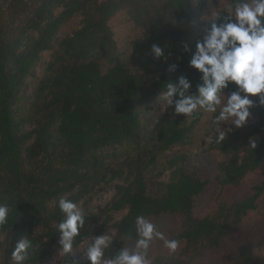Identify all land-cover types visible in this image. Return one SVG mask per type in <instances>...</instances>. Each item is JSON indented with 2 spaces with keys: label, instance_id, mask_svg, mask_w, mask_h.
Returning a JSON list of instances; mask_svg holds the SVG:
<instances>
[{
  "label": "trees",
  "instance_id": "obj_1",
  "mask_svg": "<svg viewBox=\"0 0 264 264\" xmlns=\"http://www.w3.org/2000/svg\"><path fill=\"white\" fill-rule=\"evenodd\" d=\"M232 0H0V264L30 240L24 264L59 255L57 198L82 208L85 225L64 264H90L74 252L110 230L109 258L135 243V217L168 239L148 249L151 264H204L234 230L260 219L257 237L221 264H264V106L217 143L202 109L174 115L159 102L164 85L184 75L202 16ZM227 13H222L226 15ZM69 29L66 30V27ZM157 44L165 55L153 59ZM178 65L168 72L170 64ZM234 82L224 91L235 90ZM257 143L255 149L249 140ZM204 142L203 147L199 143ZM112 190L103 204L99 193Z\"/></svg>",
  "mask_w": 264,
  "mask_h": 264
},
{
  "label": "clouds",
  "instance_id": "obj_2",
  "mask_svg": "<svg viewBox=\"0 0 264 264\" xmlns=\"http://www.w3.org/2000/svg\"><path fill=\"white\" fill-rule=\"evenodd\" d=\"M201 19L202 34L195 42L194 51L187 43L182 44L183 51L191 53L189 66L200 74L195 91H190L192 82L181 75L175 82L169 80L160 96L164 110L172 107L174 115L190 117L199 109L214 114L212 135L221 143L231 130L223 129L222 122L239 128L251 116L255 102L250 95L258 96V104L264 106V0H232L226 8L214 7ZM150 53L155 60L163 57L165 50L154 43ZM177 67L172 63L167 71L175 72ZM232 82L235 90L225 93ZM249 143L252 149L256 148V141L250 139ZM56 206L63 214L55 226L59 235L57 245L59 254L66 257L74 249V240L85 225V217L82 208L66 196L58 197ZM9 212L8 204L0 203V227L8 223ZM134 227V246L122 247L109 258H105V249L112 242V234L93 235L83 250L90 264H151L147 253L153 240L163 241L169 252L179 247L178 240L166 238L143 215L135 217ZM29 247L30 240L17 242L10 254L14 264H24Z\"/></svg>",
  "mask_w": 264,
  "mask_h": 264
},
{
  "label": "rangeland",
  "instance_id": "obj_3",
  "mask_svg": "<svg viewBox=\"0 0 264 264\" xmlns=\"http://www.w3.org/2000/svg\"><path fill=\"white\" fill-rule=\"evenodd\" d=\"M68 29H69V26L66 27V30ZM159 102L163 103L162 98H159ZM210 115L211 114L209 113H205L203 116V123H204L203 125L205 129L209 126ZM203 146H204V142H200L199 147H203ZM111 195H112V190L101 192L98 194L97 197L94 198L93 204L94 205L103 204L111 197ZM261 225H262V221H260V219L258 218L257 219L255 218L252 220V222L249 225L243 226L237 230H234L232 236L225 243L223 248L215 252L213 254V258L210 259L209 261H206L204 264H221L224 256H226L227 252L231 250L233 247L239 244L248 243L249 240L255 239V237H257L256 236L257 231L260 229ZM108 233L110 235L112 234V237H113L115 230H110L108 231ZM87 242L88 241L82 242L78 246L79 249L77 248L76 251L74 252L75 254H79L80 256L79 258L81 260L87 259L86 255L83 253V250H85L86 248ZM52 264H64L63 257L59 254L58 257L55 260H53Z\"/></svg>",
  "mask_w": 264,
  "mask_h": 264
}]
</instances>
